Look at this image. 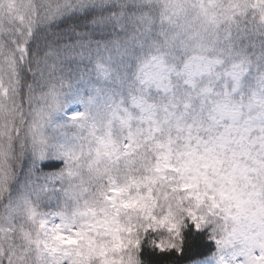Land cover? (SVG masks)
<instances>
[{"label":"snow or ice","instance_id":"1","mask_svg":"<svg viewBox=\"0 0 264 264\" xmlns=\"http://www.w3.org/2000/svg\"><path fill=\"white\" fill-rule=\"evenodd\" d=\"M0 264H264V0H0Z\"/></svg>","mask_w":264,"mask_h":264}]
</instances>
